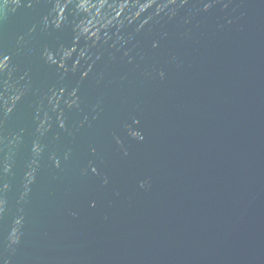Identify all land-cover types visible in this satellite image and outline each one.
Here are the masks:
<instances>
[{
  "label": "water",
  "instance_id": "95a60500",
  "mask_svg": "<svg viewBox=\"0 0 264 264\" xmlns=\"http://www.w3.org/2000/svg\"><path fill=\"white\" fill-rule=\"evenodd\" d=\"M0 264H264V0H0Z\"/></svg>",
  "mask_w": 264,
  "mask_h": 264
}]
</instances>
